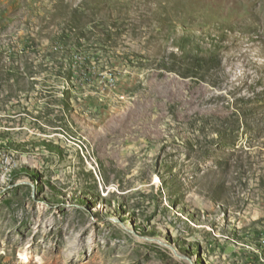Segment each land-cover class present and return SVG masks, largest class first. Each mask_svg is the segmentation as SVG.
Masks as SVG:
<instances>
[{
    "label": "rangeland",
    "instance_id": "obj_1",
    "mask_svg": "<svg viewBox=\"0 0 264 264\" xmlns=\"http://www.w3.org/2000/svg\"><path fill=\"white\" fill-rule=\"evenodd\" d=\"M263 263L264 0H0V264Z\"/></svg>",
    "mask_w": 264,
    "mask_h": 264
},
{
    "label": "bare ground",
    "instance_id": "obj_2",
    "mask_svg": "<svg viewBox=\"0 0 264 264\" xmlns=\"http://www.w3.org/2000/svg\"><path fill=\"white\" fill-rule=\"evenodd\" d=\"M20 257L22 259H24L25 261H31L32 254H31V252L29 250H25V251L21 252Z\"/></svg>",
    "mask_w": 264,
    "mask_h": 264
},
{
    "label": "built area",
    "instance_id": "obj_3",
    "mask_svg": "<svg viewBox=\"0 0 264 264\" xmlns=\"http://www.w3.org/2000/svg\"><path fill=\"white\" fill-rule=\"evenodd\" d=\"M264 264V263H263Z\"/></svg>",
    "mask_w": 264,
    "mask_h": 264
}]
</instances>
